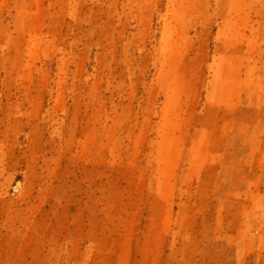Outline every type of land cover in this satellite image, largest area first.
<instances>
[{"label": "rangeland", "instance_id": "1", "mask_svg": "<svg viewBox=\"0 0 264 264\" xmlns=\"http://www.w3.org/2000/svg\"><path fill=\"white\" fill-rule=\"evenodd\" d=\"M0 264H264V0H0Z\"/></svg>", "mask_w": 264, "mask_h": 264}]
</instances>
